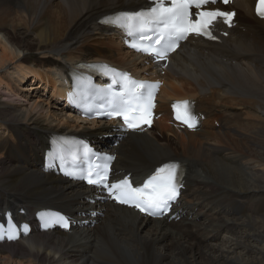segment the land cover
<instances>
[{"label":"bare ground","instance_id":"obj_1","mask_svg":"<svg viewBox=\"0 0 264 264\" xmlns=\"http://www.w3.org/2000/svg\"><path fill=\"white\" fill-rule=\"evenodd\" d=\"M146 1L0 0V209L53 207L75 220L66 232H31L0 244V264H252L245 258L255 253L264 259V19L254 15L253 0H233L227 8L236 10V25L225 30L227 36L218 31L214 41L190 37L166 66H153L128 49L122 54L118 32L100 22ZM97 60L161 78L160 111L171 99L195 98L207 118L219 117V127L187 131L165 111L147 131L124 133L112 123L116 136L103 122L66 112L53 87L71 63ZM35 91L54 100L53 111L41 98L25 107L23 96ZM51 133L105 143V152L117 155L118 176L131 172L139 179L164 161H185L189 188L174 209L183 218L144 217L100 194L95 199L98 193L78 181L45 173L38 165L40 149ZM93 209L100 215L91 219ZM201 213L214 222L211 229L195 222ZM222 227L231 228L234 241L223 248L206 243L208 233L220 235ZM259 243L263 250L252 246Z\"/></svg>","mask_w":264,"mask_h":264},{"label":"snow or ice","instance_id":"obj_2","mask_svg":"<svg viewBox=\"0 0 264 264\" xmlns=\"http://www.w3.org/2000/svg\"><path fill=\"white\" fill-rule=\"evenodd\" d=\"M214 2L215 0H153V6L146 11L121 12L106 17L101 23L121 28L128 37L138 41L132 44V47L153 56L157 61H164L167 60L169 53L180 46L181 41H186L190 36L215 40L217 37L213 35L212 28L217 22H223L231 27L235 13L206 7ZM222 2L228 4L229 0ZM193 9L197 11L193 12ZM256 14L264 18V0H257ZM88 67L100 71L103 75H110L114 84L123 82L126 90L113 95L110 110L103 114L108 117H122L127 127L132 129L138 128L141 123L150 125L158 83L134 81L127 73H119L107 65ZM117 77H120V80H117ZM111 91V86L97 89L99 94ZM172 107L177 120L189 128L196 126V117L189 101L176 102ZM107 159L111 160L112 157ZM180 169L178 163L163 164L141 186H133L128 178L110 184L107 164L89 167L84 178L88 184L106 190L120 204L135 207L151 216H162L171 209L172 203L180 195L182 187ZM45 224H58L65 229L69 228V220L59 215L46 218ZM18 231L13 230V226L10 225L6 238L10 241L17 239ZM24 234H27V231ZM4 239L5 232L0 228V241Z\"/></svg>","mask_w":264,"mask_h":264},{"label":"rangeland","instance_id":"obj_3","mask_svg":"<svg viewBox=\"0 0 264 264\" xmlns=\"http://www.w3.org/2000/svg\"><path fill=\"white\" fill-rule=\"evenodd\" d=\"M21 27H20V30L19 31H21ZM3 30L4 31H6V32H8L9 31V26H5L4 28H3ZM1 33V32H0ZM0 35H2V34H0ZM122 48H120L119 50L121 51V52H123L122 54H127V52H126V49H125V47L124 46H122V45H120ZM25 50H27L26 48H23V50L20 52V53H22L23 51H25ZM27 52V51H26ZM126 52V53H125ZM114 56V58H117V55L115 54V55H113ZM31 58H34L35 57V54H32L31 56H30ZM29 63H31V61L29 62ZM0 79H2V81L5 79L4 77H0ZM10 82V81H9ZM18 83V82H17ZM29 83V82H28ZM27 84V83H26ZM22 85H24V84H21L20 85V87L22 86ZM11 87H13L14 88V84H12V85H10ZM190 87V88H189ZM15 89H17V88H15ZM186 89L188 90V89H191V86L190 85H187L186 86ZM17 91H18V93L19 94H22L21 93V91L20 90H18L17 89ZM43 99V100H45V101H43V102H46V101H48L49 102V110L50 111H53L54 109L53 108H51L52 106V103H53V101L51 100V99H49L48 98V96H46V95H41L40 93H38V92H33V93H29L27 96H23V101H25L26 102V100H27V103L25 104V107H28L29 105H30V103H32V102H34L36 99ZM161 98H162V100H164V97H162L161 96ZM39 103V102H38ZM160 103V102H159ZM45 104V103H44ZM44 106V105H43ZM65 107V111L66 112H69V113H72L73 115H75V116H77V117H79V114L78 113H76V112H74L73 110H71V109H69V107H67V106H64ZM62 113V112H61ZM57 118H59L58 116H57ZM60 118H62V117H60ZM87 119V118H86ZM217 119V123H219V117H217L216 118ZM87 120H89L90 121V119H87ZM65 122H66V120H65ZM70 122V121H69ZM103 123H107V126H109L110 127V125L108 124V122H105V121H102ZM103 123H99V125H101V124H103ZM99 125H97V126H99ZM97 126H95L93 129H91L92 131H90V132H93V131H95V128L97 127ZM62 127H66V126H62ZM160 127V123L159 122H157V124L154 126V129L152 130V131H154V132H156V131H158V128ZM219 127V124L218 125H216L215 126V128H218ZM67 128H69L68 126L66 127V128H64L65 130H68ZM83 130V129H82ZM86 130H89V129H86ZM107 132H112V129L111 128H109L108 130H106ZM161 138V137H160ZM210 143H212V142H210ZM245 143V142H244ZM248 144V143H247ZM248 145H250V144H248ZM176 155L177 154H173L172 156L173 157H176ZM195 171H198V175H199V173H200V175H201V177L200 178H196V179H201L203 176H204V174H203V172H202V170L199 168V167H197L196 168V170ZM195 171H193L192 172V177H194V173H195ZM195 178V177H194ZM97 206V205H96ZM91 211L90 210H88V213H90ZM95 213H96V215H94V216H92L91 217V219L92 218H95L97 215H100V213L98 212V210H95ZM206 217L207 216H205V217H199V218H201V220L199 219V218H197V219H195V222H200V223H202V226H206L207 228H209V229H211L212 228V226H211V224H212V222L213 221H211V220H208V219H206ZM237 217H239V216H234L233 218H237ZM241 217H243V216H241ZM183 218V217H182ZM189 219H190V217H189ZM199 219V221H197ZM181 220H179V221H176L175 223H179ZM95 222L93 221V222H91V224L93 225ZM214 223V222H213ZM96 224V223H95ZM205 227V228H206ZM211 227V228H210ZM201 229H202V227H200ZM220 230H221V232L220 233H218V234H220V235H215V237H214V232H212L213 234H211V233H208V235H207V232H205L206 233V235L207 236H210V238L206 241V243H211V244H213V245H215V246H218L219 248H223L222 247V245L224 246V245H228L227 243H226V241L227 242H233L234 241V236H232L231 234H229L230 232H231V228H225V229H223V227L222 228H220ZM208 231V230H207ZM222 231H224V232H222ZM204 233V234H205ZM196 234H198V232H193V237L196 235ZM212 235V236H211ZM224 235V236H223ZM222 236H223V238H222ZM231 240V241H230ZM222 244V245H221ZM252 246L253 247H255V249H257V250H263V248H262V243H259V244H252ZM237 251V250H236ZM256 255H255V257L254 256H251V258H249V260H247V258H245L246 260H245V262H247L248 261V263H252V264H260V263H262V262H264V259H263V256L262 255H259L258 253H255ZM261 257V258H260ZM87 258H89V255H87ZM244 258V257H243ZM250 261V262H249ZM261 261V262H260Z\"/></svg>","mask_w":264,"mask_h":264}]
</instances>
